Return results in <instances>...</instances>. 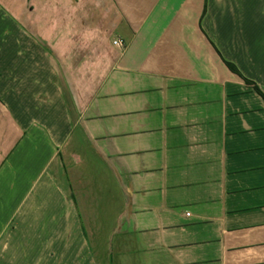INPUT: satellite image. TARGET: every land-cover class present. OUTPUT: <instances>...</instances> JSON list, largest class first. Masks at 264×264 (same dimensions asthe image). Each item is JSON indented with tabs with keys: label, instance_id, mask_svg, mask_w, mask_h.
Returning <instances> with one entry per match:
<instances>
[{
	"label": "crops",
	"instance_id": "crops-1",
	"mask_svg": "<svg viewBox=\"0 0 264 264\" xmlns=\"http://www.w3.org/2000/svg\"><path fill=\"white\" fill-rule=\"evenodd\" d=\"M0 264H264V0H0Z\"/></svg>",
	"mask_w": 264,
	"mask_h": 264
},
{
	"label": "rangeland",
	"instance_id": "rangeland-1",
	"mask_svg": "<svg viewBox=\"0 0 264 264\" xmlns=\"http://www.w3.org/2000/svg\"><path fill=\"white\" fill-rule=\"evenodd\" d=\"M12 172L14 171V168L11 169ZM69 178L72 180L73 175L71 176L70 174L68 175ZM85 177V176H84ZM82 180H80V183H71V186H74V194H75V198L78 201V211L81 213L80 215L83 217V215L85 214L84 211H88L91 215H93V217L97 218L98 220H102V218L105 219V217H103V213L101 212V209H98L96 207V203H95V199L99 200L101 197H97L96 192L93 191V186L91 185V180L89 182H87L82 176H81ZM80 178V179H81ZM94 181H96V179H94ZM48 183V182H47ZM56 184L57 181L55 182ZM73 183V185H72ZM49 185L53 186V184H51L50 182L48 183ZM78 189V190H77ZM50 192H47V197H50ZM97 193H99V191L97 190ZM69 194V192H68ZM52 196H54V192H52ZM54 197H59L57 192H55V196ZM68 198V196H67ZM103 219V220H104ZM102 233V231H101ZM91 241V239H89ZM97 242L102 246V239L99 240V238L96 239ZM102 257V256H100ZM103 259V258H101Z\"/></svg>",
	"mask_w": 264,
	"mask_h": 264
},
{
	"label": "built area",
	"instance_id": "built-area-1",
	"mask_svg": "<svg viewBox=\"0 0 264 264\" xmlns=\"http://www.w3.org/2000/svg\"><path fill=\"white\" fill-rule=\"evenodd\" d=\"M113 45L116 46V47H118V48H121V47H122V43H121V41H119V40H115V41L113 42Z\"/></svg>",
	"mask_w": 264,
	"mask_h": 264
},
{
	"label": "trees",
	"instance_id": "trees-1",
	"mask_svg": "<svg viewBox=\"0 0 264 264\" xmlns=\"http://www.w3.org/2000/svg\"><path fill=\"white\" fill-rule=\"evenodd\" d=\"M226 65H227L228 68H229L230 70H232L233 72H237V71L234 69V67H233L230 63H227V62H226Z\"/></svg>",
	"mask_w": 264,
	"mask_h": 264
}]
</instances>
